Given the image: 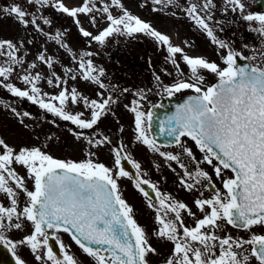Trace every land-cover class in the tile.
Returning a JSON list of instances; mask_svg holds the SVG:
<instances>
[{
    "label": "snow or ice",
    "instance_id": "obj_1",
    "mask_svg": "<svg viewBox=\"0 0 264 264\" xmlns=\"http://www.w3.org/2000/svg\"><path fill=\"white\" fill-rule=\"evenodd\" d=\"M258 2L264 7V0ZM151 4L153 12L172 16H176V12L168 10L180 8L213 45L222 52L226 50L224 54L218 53L225 67L202 56L188 55L184 48L173 45L168 35L133 15L122 0H81L73 7L64 0H23L22 3L8 0L0 3V21L14 22L23 35L16 40L0 39V88H5L13 97L38 104L79 129H93L117 103L112 94L104 95L109 89L103 79L107 74L93 63L91 58L95 53L73 51L64 39L67 29L57 30L55 34L45 31L44 26L51 27L53 21L44 15V10L52 9L71 17L80 35L99 45H105L113 36L135 38L142 34L153 39L166 49V62L171 63L178 74L173 84L163 85L161 77L153 72L157 94L162 89L168 97L184 90H191L195 95L187 97L175 106L173 113L158 121V134L168 141L164 144H157L152 135L153 109L163 107L161 104L152 105L145 113L141 101L147 99V93L138 89L132 93L137 98L131 101L130 107H125L134 116L136 141L162 157L173 172L176 171L173 163L181 170L178 173L181 189L199 193L193 200L196 211L143 179L147 173L141 172V164L124 154L123 148L113 150L114 167L110 168L94 162L92 152H86L89 158L80 162L60 160L37 147H21L17 151L0 138V194L9 201L7 206L0 203V246L11 253L14 264H27L18 254L21 247L30 250L37 264H79L61 240L60 233H67L95 264H150L151 256H161L148 232L136 222L133 208L123 198L118 185L121 178L130 180L147 198V207L155 212L158 227L152 231V237L172 245L162 264H253V260L255 264H264V234L254 231L257 227L264 229V52L260 63H249L257 57L244 56L214 34L216 29L209 24L215 19L214 0H187V7L179 0H151ZM113 8L119 9L120 14L113 15ZM223 11L240 13L243 21L258 23L259 27L252 31L264 36V13L244 14L243 0H224ZM81 15L88 17L93 27L98 20H106L107 26L93 35L83 27ZM33 33L45 37V45L53 41L65 50L76 68L61 65L63 75L58 74L56 65L60 62L48 54L45 45L41 46L35 60L28 63L25 57L27 46L34 43L29 38ZM183 44L185 48L192 47L187 40ZM177 55L188 69L183 79L185 74ZM41 65L49 70L47 76L35 71ZM17 69L23 73L17 78L30 87L22 90L7 82ZM164 71L165 75H171ZM202 71L214 74L217 82L206 86ZM42 80L58 90L57 93H43L38 86ZM69 80H82L96 86L98 99L82 95L76 87L69 89ZM117 90L112 86V93ZM122 91L127 93L129 89ZM69 104H82L90 112V119L84 118L83 111H69ZM73 135L81 139L80 134ZM84 139L90 148H98L106 142V138ZM187 140L193 142L201 158L187 146ZM173 145L179 148L178 153L161 151L162 147ZM185 158L191 167L185 163ZM122 161L135 169V176L125 170ZM16 165L26 170V176L16 171ZM205 166L212 169L221 187L216 186ZM226 171L232 175L227 177ZM29 181L31 190L27 186ZM143 186L155 194L154 200ZM206 191L209 196L204 195ZM21 195L24 197L22 206ZM187 218L193 220L194 226L186 223ZM26 224L30 226L27 234L17 240L9 237L14 230L24 231ZM229 228L247 236H234ZM50 241L58 246L59 256Z\"/></svg>",
    "mask_w": 264,
    "mask_h": 264
},
{
    "label": "rangeland",
    "instance_id": "obj_2",
    "mask_svg": "<svg viewBox=\"0 0 264 264\" xmlns=\"http://www.w3.org/2000/svg\"><path fill=\"white\" fill-rule=\"evenodd\" d=\"M22 3L23 0H20ZM64 2L69 6H78L81 3V0H64ZM105 2H110V0H105ZM122 3L126 9H128L133 15L138 16L141 20L150 23L156 30L160 31L163 34L168 35L171 38V42L173 45L180 46L184 48V51L190 56H202L207 58L209 61L216 62L220 67L225 66L221 62V56L218 53L224 54L226 50H220L215 45L211 43L210 38L207 37L206 33L198 29L195 24L189 20L185 13L180 10V8L169 9V12L175 11L176 16H172L170 14L165 13H158L153 12L152 8L153 5L151 4V0H122ZM179 3L187 7V0H179ZM141 4H144V7H140ZM71 5V6H70ZM113 15H119V9H112ZM44 15H47L49 19L53 21L52 26H44L45 31L51 34H55L57 30H65L67 29V35L65 36V42L69 44V46L73 49L75 53H79L81 51H92L95 55L91 58L93 63L97 67H102L105 72L106 76L110 77L111 80L114 82L119 81L121 87L115 92L116 101L117 103L113 105V109L116 113L118 109L121 98L126 95V100H128V96H133V91L138 90L139 87H144L147 93V99L153 98V95L158 91L153 72L161 77V81L163 85H169L170 83L176 81L177 79V72L174 66L171 63L166 62L167 51L163 46L157 45L153 39L142 35L137 34L135 38H126L121 36H113L109 38L105 45H99L95 42L88 41L87 38H84L80 35L77 25L73 22L71 17H68L64 14H60L55 12L52 9H45ZM83 27L92 32L93 35L98 34V31L102 30L107 26L106 20H98L97 26L93 27L89 23L88 17L81 15L79 17ZM9 21V20H8ZM176 31V38L175 40L172 39L171 31ZM16 31H18L16 29ZM15 33L12 32L10 27H1L0 28V39H14ZM23 35L21 30L18 31V36L20 37ZM41 38L35 37V41L31 46V50L29 54L25 57L28 63H31L35 60L37 53L41 50V46L45 45V39L43 36L39 34ZM39 39V40H37ZM187 40L192 47L185 48L183 41ZM221 40V39H220ZM45 47L47 48V52L49 55L53 56L55 59L59 60V64L56 65V71L58 74H63L61 65L65 67L76 68V64H74L71 60V57L66 53L65 50L60 49L53 41H49ZM78 58V57H77ZM177 61L180 63V68L184 72L185 76L181 77L186 78L188 74L187 67L181 61L179 55L176 57ZM149 60L151 61V65H149ZM19 70V69H18ZM171 73V75H165V71ZM36 71H39L43 76L48 75V69L41 65L39 66ZM18 71L15 73V75ZM23 74V73H22ZM201 74L205 77V84H210L213 79L216 77L214 74L208 73L206 71H202ZM106 76L103 78L104 83L109 85L111 82L107 81ZM15 79V76L10 78L8 83H12ZM110 82V83H108ZM13 84V83H12ZM126 84V88L132 85V88H128L129 91L127 93L122 92L123 86ZM15 87H21V85H15ZM43 93H51L56 94L58 90L49 88L44 80H42L38 85ZM112 86H115V83H111L107 92H105V96L108 92L111 91ZM76 87L77 90L84 96L93 99L96 96V92L99 89L92 85L89 82L85 81H71L68 82V88ZM151 89L149 92L148 90ZM5 88L3 93L0 91V97L7 95L5 92ZM162 90V89H161ZM58 103V102H56ZM129 107L131 103H126ZM8 106H12L11 104H3L0 101V124L4 126H0V128H11L12 124V115L10 110L7 109ZM34 109V118L30 117L34 123V140H43L49 133L52 134V137L57 138L52 143L39 145L34 144V147L40 148L42 151L46 152H55L59 151L64 154L66 157H72L79 159L81 161L88 159L85 155L86 152H92L90 146L88 145L87 141L84 139L85 137L90 139H103L102 132L103 129H108L107 125L112 126L114 124L120 125L118 133L120 142L122 145L126 142V129L123 126H126V118H129V111L127 108L122 104L121 111L117 112L114 115H106L105 117L101 118V121L98 122L100 124V128L98 129V133H95L92 129H79L75 125L71 124L69 121H64L65 128L61 127L59 123V119L53 116L51 113L49 115V120H47V115H45L46 110L39 109L37 106L33 107ZM69 111L73 113L83 111L85 113L84 118L90 119V112L83 107V105L73 106L71 104L68 105ZM120 118V121H119ZM42 119L45 121L42 123ZM112 119L115 120L112 121ZM39 121L40 124H36ZM58 133H63L66 135H61ZM73 133H78L81 135V139L77 140ZM0 134L8 141H12L10 135L12 134L11 131L1 130ZM59 136V137H58ZM61 142H66L68 145L69 150L65 151L62 150L59 146ZM98 151L93 152L95 155L91 158L97 160L98 163H103L106 166L112 168L114 167L113 164V150L115 147L111 145L108 141L102 144V146L95 148ZM146 171L148 173H152V168L147 167ZM172 178V176L170 177ZM129 180L126 178H121L118 180V185L120 187L121 193L123 198L126 197V192L128 194H134L136 198V202L138 207L142 202L141 198L134 192L136 191L133 187V184L130 183L131 189L129 188L128 184ZM167 185V189L164 188L162 185L159 190L162 193L170 194L172 197L173 193V186L174 183L169 181ZM170 192V193H169ZM146 224L152 223L150 219H146ZM255 232L258 234H264V229L259 227L254 229ZM234 236H247L246 233L242 231H229Z\"/></svg>",
    "mask_w": 264,
    "mask_h": 264
},
{
    "label": "flooded vegetation",
    "instance_id": "obj_3",
    "mask_svg": "<svg viewBox=\"0 0 264 264\" xmlns=\"http://www.w3.org/2000/svg\"><path fill=\"white\" fill-rule=\"evenodd\" d=\"M8 0H0V3H7ZM243 2L246 5V11L244 14L248 13H264V8L260 9L257 7L254 0H243ZM214 3L216 4V9L214 11V17L215 19L213 21H209L210 26H213L216 30L214 34L218 36L219 39L224 40L226 42H229L232 48H234L236 51H240L244 56H253L255 55L257 57L256 60L250 61L252 63H260V55L262 52H264V36H261L256 31H252L254 28H258L259 25L256 22H247L240 19V13H234L231 11L224 12V0H214ZM216 22H219L217 24ZM1 27H10L12 32L15 33L14 39L16 40L19 38L18 31L20 30L19 27L12 21L3 20L0 21V28ZM16 29L18 31H16ZM222 29V30H221ZM34 36V33L32 34ZM29 37L33 39V37ZM247 45V47H244ZM29 45L27 46V51L29 53L30 51ZM18 71V69H17ZM16 84V83H15ZM121 84L123 83H117L115 86L117 89L121 87ZM29 87V86H27ZM132 87V85L128 86ZM126 88V84L123 86V89ZM4 88H0V91H4ZM23 90V88H21ZM139 89H144V87H139ZM145 90V89H144ZM146 91V90H145ZM123 92V91H122ZM8 93V91H7ZM125 92H123L124 94ZM112 94V93H111ZM161 94V93H160ZM160 94H157V98ZM178 94V93H176ZM114 99L116 98L115 94H112ZM128 100H126V95L121 98V103L116 110V113L123 110V107L126 105V103H131L133 99H136L137 97H130L128 96ZM155 98V97H154ZM94 99H98L97 96L94 97ZM154 100L146 99L144 101H141L142 104V110L145 111L149 104H152ZM1 103H8L13 104V110L14 115L22 116L23 117V124H29L30 117L33 116L34 104L31 101H28L24 98L19 97H13L9 93L7 95H4L0 97ZM21 109V110H20ZM113 105L110 108V111L107 115H114L116 114L113 112ZM27 112L29 115L26 117L23 114ZM48 114V112H46ZM15 118V127L14 128H5L2 130L5 131H11L12 134L10 135L11 142L4 139L7 144L14 147L17 151L21 147H27L32 148L34 147V144L44 145L48 143H52V139H46L43 143L35 142L34 140V134L32 127H21V121L19 117ZM129 118H126V126L123 128L126 129V142H124L123 146L121 147L118 141L117 149H124V154L130 155V157L135 160L136 162L141 164V172L147 173L146 176H143V179H147L151 181L152 183L156 184L158 188H160L162 185L165 189L168 190L167 185L165 186V183L168 184L169 181H172L174 183V186L172 188L173 190V197L179 201H182L186 204H188L189 207L193 209V211H196L195 207L193 206V200L196 198V196L199 195V193L193 192L189 193L184 191L179 187V176L178 173H181V170L173 163L172 168H175L176 171L173 172L169 167L168 163L160 157L157 153L149 151V149L136 141L135 137V131H134V116L130 112ZM49 120V119H48ZM112 121L115 122L114 119ZM120 121V118H119ZM59 123L61 124L62 128H65V122L63 120H59ZM100 128V124L98 123L96 126L93 127V130L95 133H98V129ZM108 129H103V136L111 135L112 138L116 139L118 137L120 125L114 124L112 126L107 125ZM115 136H114V135ZM185 139L186 138H182ZM66 143H60L59 146L62 150H66ZM187 146L190 147L193 152L196 154L197 158H201V153L196 149L193 142L190 140H187ZM71 151V150H69ZM161 151L166 152H172V153H178L180 150L179 148L173 146L169 147H162ZM46 152V151H44ZM47 154L53 156L56 159L60 160H68L70 157H66L64 154H62L59 151L55 152H46ZM73 161L80 162L79 159L73 158ZM126 162V161H125ZM185 163L191 167L190 161L185 158ZM159 166V167H157ZM16 171L21 176H26V170L22 166H14ZM147 167L152 168V173H148L146 171ZM205 170L209 172V174L212 176L213 181L215 182L217 187H221L220 182L216 180L214 173H212V169L208 166H205ZM131 174V173H130ZM136 174V173H135ZM232 173L230 171H226V176L230 177ZM172 176V178H170ZM28 188L31 190L32 184L31 181L28 182ZM162 190V189H161ZM160 190V191H161ZM203 190V189H202ZM169 191V190H168ZM170 193V192H169ZM205 196H209V192L204 193ZM125 201L133 208L134 210V218L136 222L144 228L149 236L151 237V243L153 247H156L158 251L161 252V256H151L150 264H162L163 259L166 257L167 254L170 253L172 245L170 243H164L161 241H157L155 237H152V231L158 227L155 224V212L152 209H149L147 207V204L144 202H141L140 207H138L136 198L132 192L131 196L126 192ZM21 206L24 203V197L21 195L19 197ZM0 203H3L5 206L9 204V201L7 197L3 194H0ZM199 215V213H198ZM146 219H150L152 223L146 224ZM186 223L189 226H194V222L191 218L186 219ZM30 230L29 225H25L24 231H16L9 233V237L17 240L20 239L23 235L27 234ZM60 238L65 244L66 248L69 250L70 254H72L78 261L79 264H95L94 260L91 257H88L80 248L79 246L71 239V237L67 233H60ZM50 244H52L54 250L56 251L57 255L59 256V248L57 245H55L54 241H50ZM18 254L27 262V264H37V262L34 259V255L30 252V250L26 247H21L18 249ZM0 264H14V260L12 258L11 253H9L3 246H0ZM253 264H255V261L253 260Z\"/></svg>",
    "mask_w": 264,
    "mask_h": 264
},
{
    "label": "water",
    "instance_id": "obj_4",
    "mask_svg": "<svg viewBox=\"0 0 264 264\" xmlns=\"http://www.w3.org/2000/svg\"><path fill=\"white\" fill-rule=\"evenodd\" d=\"M256 2L259 5L258 0H256ZM238 62L241 64L244 63V61H238ZM193 95L195 94H186V95L172 96V97H168L167 95H164V96H161L160 99L156 102V104H161L163 106L158 109H153L155 113V119L153 122L152 135L157 140V143L164 144L168 142L165 137H162L158 134V127H157L158 121L162 118H165L166 115H170L171 113H173L175 111L176 105L183 103L187 97L193 96ZM122 165L125 168L124 162H122Z\"/></svg>",
    "mask_w": 264,
    "mask_h": 264
},
{
    "label": "bare ground",
    "instance_id": "obj_5",
    "mask_svg": "<svg viewBox=\"0 0 264 264\" xmlns=\"http://www.w3.org/2000/svg\"><path fill=\"white\" fill-rule=\"evenodd\" d=\"M70 1H72V0H70ZM71 6V5H70ZM171 36H172V39H174L175 40V38H176V31H171Z\"/></svg>",
    "mask_w": 264,
    "mask_h": 264
}]
</instances>
